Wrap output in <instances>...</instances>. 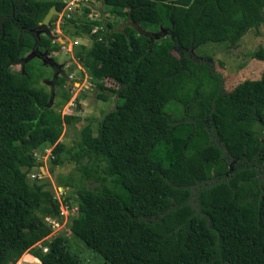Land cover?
Here are the masks:
<instances>
[{
	"label": "trees",
	"instance_id": "16d2710c",
	"mask_svg": "<svg viewBox=\"0 0 264 264\" xmlns=\"http://www.w3.org/2000/svg\"><path fill=\"white\" fill-rule=\"evenodd\" d=\"M101 2L133 24L161 26L166 38L125 27L103 53L76 47L96 88L104 89L103 78L118 87L95 135L84 126L71 154L84 160L77 170L92 184L80 182L73 202L60 205L47 182H28L27 172L39 165L33 148L42 144L53 145L49 162L61 164L62 122L75 117L58 109L69 94L53 107L30 73L11 67L24 64L25 46L54 49L38 32L52 24L41 23L47 10L59 12L63 2L0 0V264L24 253L39 264H83L64 235L46 239L61 206L73 214L72 238L109 264H264V69L226 91L203 50L257 30L264 0ZM251 56L264 60V49ZM170 102L179 118L165 111Z\"/></svg>",
	"mask_w": 264,
	"mask_h": 264
},
{
	"label": "rangeland",
	"instance_id": "374dc122",
	"mask_svg": "<svg viewBox=\"0 0 264 264\" xmlns=\"http://www.w3.org/2000/svg\"><path fill=\"white\" fill-rule=\"evenodd\" d=\"M63 6L59 12L52 14L53 19L50 28L46 32H38L40 37H48L54 49L32 50L25 46L23 49L24 64L13 65L14 72L26 71L35 79L37 85H41L51 94V106L61 100L63 91L69 94L68 99L59 107L60 115H70L75 118L68 123L62 122V129L57 141L62 142L66 149L60 154L61 164L54 165L49 162L50 151L53 145L42 144L33 148L34 156L39 165L29 168L27 172L28 182L36 177L35 182H47L53 196L63 205V198L67 197L71 202L75 187L80 182L90 186L92 181L80 179L77 164L84 160L81 158L74 162L71 154L76 150L80 130L89 126L93 135L96 133L98 121L116 103V95L110 90L117 89L118 85L109 78L101 79L104 89L94 86L88 70L82 67L74 57L76 47L82 45L91 48L95 52L103 53L113 32H122L125 27H131L137 34L145 35L159 41L166 38L161 26H140L133 24L127 17H119L112 14L101 0H62ZM97 23H94V22ZM107 23L110 26H107ZM89 24L90 30L83 33V26ZM100 34L91 37L95 31ZM203 48L213 63L214 70L223 78V87L231 90L238 82L244 79H256L264 69V60H258L251 56V52L258 46L264 49V23L257 30H248L234 46L228 43H205ZM204 44V45H205ZM210 44V45H209ZM195 52V49H194ZM175 54L174 51H172ZM32 66V68H31ZM30 67V69H29ZM97 93L105 95V100L97 97ZM165 111L173 118L181 116V108L176 102L166 105ZM206 174L211 173V164L206 165ZM69 180L71 185L62 186L61 183ZM73 202V201H72ZM58 221L52 226L46 239L54 235H64L69 246L77 253L83 264H109L101 255L86 247L81 241L72 238L67 225L73 215L64 206ZM71 214V215H70ZM41 247V242L37 243ZM70 249L72 253H74ZM14 264H39L29 253L20 257Z\"/></svg>",
	"mask_w": 264,
	"mask_h": 264
},
{
	"label": "water",
	"instance_id": "95a60500",
	"mask_svg": "<svg viewBox=\"0 0 264 264\" xmlns=\"http://www.w3.org/2000/svg\"><path fill=\"white\" fill-rule=\"evenodd\" d=\"M56 13V11L54 10L53 6H51L47 12L45 13V15L43 16L41 23L42 24H47L50 17L52 16V14Z\"/></svg>",
	"mask_w": 264,
	"mask_h": 264
},
{
	"label": "built area",
	"instance_id": "2783aa9c",
	"mask_svg": "<svg viewBox=\"0 0 264 264\" xmlns=\"http://www.w3.org/2000/svg\"><path fill=\"white\" fill-rule=\"evenodd\" d=\"M62 210H63V207H62V208L60 207V214H62ZM73 210H74V209H73ZM56 222H57V221H53V220H51V221H50V223H51V227H52L53 225H55ZM43 249H44V248H43Z\"/></svg>",
	"mask_w": 264,
	"mask_h": 264
},
{
	"label": "crops",
	"instance_id": "0c3cea01",
	"mask_svg": "<svg viewBox=\"0 0 264 264\" xmlns=\"http://www.w3.org/2000/svg\"><path fill=\"white\" fill-rule=\"evenodd\" d=\"M26 255H27V253H24V254H22V256H21V257L23 258V257H25Z\"/></svg>",
	"mask_w": 264,
	"mask_h": 264
}]
</instances>
